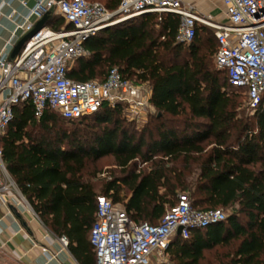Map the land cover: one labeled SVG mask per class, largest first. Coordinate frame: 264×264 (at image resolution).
<instances>
[{"label":"trees","instance_id":"trees-1","mask_svg":"<svg viewBox=\"0 0 264 264\" xmlns=\"http://www.w3.org/2000/svg\"><path fill=\"white\" fill-rule=\"evenodd\" d=\"M119 1L100 3L114 11ZM178 24L176 14L154 12L108 26L69 64L67 76L76 81H103L116 67L126 79L147 82L154 112L142 125L119 106L79 119L47 108L36 118L24 101L0 134L1 161L15 187L45 228L66 237L79 264H95L81 234L95 219L98 195L134 221L154 224L180 191L195 209L229 213L187 238L173 235L165 264H264V94L250 115L239 111L237 91L247 105V90L217 67L213 34L214 46L199 37L204 25L190 43H178ZM46 25L72 28L54 13Z\"/></svg>","mask_w":264,"mask_h":264},{"label":"built area","instance_id":"built-area-1","mask_svg":"<svg viewBox=\"0 0 264 264\" xmlns=\"http://www.w3.org/2000/svg\"><path fill=\"white\" fill-rule=\"evenodd\" d=\"M220 1L225 22H215L188 0H120L114 11L89 0H35L31 17L39 20L51 12L72 28L54 30L45 25L14 56L0 55V134L12 118L13 106L24 101L33 105L36 118L47 108L63 118L79 119L103 107L119 106L126 119L143 124L154 112L147 82L126 79L116 67L109 69L103 81H76L67 76V70L74 59L88 54L83 42L99 30L154 12L179 17L178 43H190L201 25L211 27L218 44L215 63L226 71L230 85L246 88L247 106L253 111L264 94V0ZM34 25L27 18L16 25V30L26 35ZM0 167L7 179L0 184L3 198L4 190L16 187L1 161V151ZM95 207L89 243L96 264H148L154 251L164 254L178 227H182L180 236L187 238L191 229L227 216L219 208H193L185 191L177 193L175 205L154 224L134 221L120 204L103 195L96 197ZM59 240L67 246L66 237Z\"/></svg>","mask_w":264,"mask_h":264},{"label":"crops","instance_id":"crops-1","mask_svg":"<svg viewBox=\"0 0 264 264\" xmlns=\"http://www.w3.org/2000/svg\"><path fill=\"white\" fill-rule=\"evenodd\" d=\"M218 1L222 6L221 1ZM34 3L35 0H0V55L11 58L14 45L25 35L16 30L17 24L27 18L34 23L38 21L30 16ZM6 180L0 167V184H4ZM2 194L0 255L3 258L21 264H79L68 247L63 246L59 237L44 227L17 188L10 187ZM89 228L81 234L83 242L86 243L89 241Z\"/></svg>","mask_w":264,"mask_h":264},{"label":"rangeland","instance_id":"rangeland-1","mask_svg":"<svg viewBox=\"0 0 264 264\" xmlns=\"http://www.w3.org/2000/svg\"><path fill=\"white\" fill-rule=\"evenodd\" d=\"M203 1L204 2H200L198 0H190L191 3H194L197 6L198 10L201 13L209 15L211 18H213L215 22H225L226 21V18L223 15L222 6L218 0H203ZM207 29H208L207 31H204V30L201 31V34L199 35V37L203 39L208 45L213 44L214 46L215 43L212 38L213 29L211 27H207ZM212 61L214 65V54L212 56ZM237 92L240 93L239 100L242 102L239 108V111L243 112L245 115H250L252 111L249 110L246 105V98H245L244 90H241V91L238 90ZM140 125L142 124H138V126ZM99 176L101 177L102 175H99ZM223 211L225 212L226 215L229 213L228 210H223ZM166 262H167V256L163 254V251L156 250L150 256L148 264H165ZM0 264H21V263L15 260H10L8 258H3V256L0 255Z\"/></svg>","mask_w":264,"mask_h":264},{"label":"water","instance_id":"water-1","mask_svg":"<svg viewBox=\"0 0 264 264\" xmlns=\"http://www.w3.org/2000/svg\"><path fill=\"white\" fill-rule=\"evenodd\" d=\"M51 15V12L45 13L34 25V28L24 35L13 47L11 55L14 56L15 54L18 53L20 48L24 45V43L36 32L38 31L41 27L46 25L47 19ZM182 227H178L176 230V235H180Z\"/></svg>","mask_w":264,"mask_h":264}]
</instances>
